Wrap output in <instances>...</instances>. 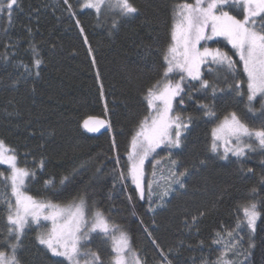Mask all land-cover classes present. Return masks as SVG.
Here are the masks:
<instances>
[{
    "label": "trees",
    "instance_id": "16d2710c",
    "mask_svg": "<svg viewBox=\"0 0 264 264\" xmlns=\"http://www.w3.org/2000/svg\"><path fill=\"white\" fill-rule=\"evenodd\" d=\"M87 1L68 0L69 9L64 0H18L11 20L0 14V140L13 150L19 165L35 173L26 179L28 194L56 204L83 196L92 211H102L112 225L127 232L146 264H164L165 255L171 264H217L225 246L220 236L228 231L240 241L242 264H264V147L248 138L252 149L241 157L229 152L225 158L221 148L211 150L215 124L233 112L250 127L264 128V101L257 96L249 105L247 74L236 50L223 37L201 41V49H220L234 66L230 70L210 59L201 65L202 79L218 89L215 95L201 89L198 80L183 81L185 91L173 101V115L191 117L190 123L185 120L189 127L179 147L157 148L145 170L154 156L163 155L188 174L184 187L153 210L146 190L145 199H139L128 175L131 142L144 117L153 114L145 99L147 89L164 80L163 56L179 19L174 6L194 0H130L137 12L127 16L105 5L97 13L84 7ZM224 10L242 18L241 4ZM32 46L42 60L39 69L33 66ZM180 75L174 72L169 79L175 83ZM209 109L215 116L206 114ZM88 118L106 123L91 132L84 127ZM40 160L45 161L43 171ZM0 174V250L11 255L7 245L16 240L8 233L9 202L2 195L10 190L4 179L9 169L3 163ZM52 177L55 186L46 188L44 181ZM63 177H68L65 185L59 183ZM249 202L257 203L261 213L254 231L240 211ZM43 231L42 224L26 228L16 252L20 264H69L39 243ZM99 237L94 233L81 248L99 253L110 264L111 239ZM87 259L81 258L80 264Z\"/></svg>",
    "mask_w": 264,
    "mask_h": 264
},
{
    "label": "snow or ice",
    "instance_id": "6c2138e0",
    "mask_svg": "<svg viewBox=\"0 0 264 264\" xmlns=\"http://www.w3.org/2000/svg\"><path fill=\"white\" fill-rule=\"evenodd\" d=\"M18 0H0V14L7 13L11 20L13 7L17 5ZM65 5L71 9L68 0H64ZM206 4V6H204ZM233 4H241L243 11L242 18L230 15L229 12L223 11ZM105 5L109 9L118 8L123 15H132L137 12L136 7L130 0H89L84 7L94 8L97 13L100 12L101 6ZM175 16L179 17V22L174 24L172 31V43L167 48L166 54L163 56L165 69L163 71V82L157 81L152 87L147 89L145 97L148 107L151 111L149 116L144 117L141 121L138 130L132 138L131 147L132 153L129 154V159L132 161L128 175L131 181L138 188L139 199H145V190L147 188L148 199L150 201L152 195V183L148 182L145 185L143 181V166L145 160L156 152L162 144L170 147H179L181 144L182 132L189 127L191 117L182 118L180 115H173L172 104L176 97L181 96L185 89L182 83L185 79L200 81V88L203 90H211L213 95L218 89L211 85L208 80L202 79L200 67L206 62H212L226 66L232 69L234 66L233 60L222 52L220 49H211L203 47L201 50V41H210L214 37H223L236 50L239 60L243 64L244 72L247 74V100L249 105L257 98L261 97L264 101V0H194V3H181L174 6ZM73 16L75 13H71ZM259 21V23H258ZM79 25V21H76ZM260 30L257 31L256 29ZM30 31V30H29ZM83 32V28L80 29ZM210 32V34H208ZM87 37H85V42ZM33 51V66L39 69L42 60L39 57V52L35 46H32ZM89 51L91 48L89 47ZM26 70H27V66ZM179 72L180 80L173 83L169 79V75ZM37 71V75H38ZM98 74V73H97ZM103 86L101 85V88ZM236 92H240L239 84L234 86ZM183 104V98L179 101ZM106 107V105H105ZM208 108V105H203ZM264 108V103H262ZM251 110V109H250ZM210 117L215 116L210 109L206 113ZM264 116V112L261 113ZM187 120L189 123H186ZM98 127H89V122L84 121V127L91 132H98L101 127H104L105 121H98ZM111 126L109 125V128ZM213 142L211 150L216 152L223 142V151L225 158L231 152L237 157L245 155V150H251L250 144H243L242 137H255L261 147H264V128L250 129L245 123L241 122L235 112L212 130ZM232 138H235L237 144L231 145ZM112 145L115 149V138L112 139ZM13 150L8 148L3 140H0V163L7 165L11 175L5 177V181L11 188V195L14 197V207L9 202L7 221L11 225L8 229L10 236H14L16 243L8 244L11 249V255L8 252L0 250V264H20L17 259L16 252L19 247L20 237L24 234L26 227L29 226V221L39 226L42 221L50 222L51 228L40 234L37 239L41 245H44L52 255L65 257L69 264H80L81 258H90L85 261V264H104L99 253L90 251H81L82 243L89 242V233L95 232L98 235L103 234L112 239V251L114 253L110 264H128L126 253H131L133 264H146V261L131 249L129 237L123 231L110 223V218L106 217L102 211L92 213L91 207L83 196L79 198L78 203L73 202L68 206H61L56 203L45 200L36 199L31 195H26L22 188L25 185V179L30 175L35 176V173H29L28 170L17 166V157L12 154ZM154 159V157H153ZM116 163L119 162V157L115 158ZM157 163H159L157 161ZM173 166H178L175 160H172ZM38 167L41 171L45 169V161L40 160ZM251 171V169H249ZM188 174V169L184 168L180 172H172L171 175L175 178L174 183L181 188L184 187L183 178ZM2 175V174H0ZM155 176V172L152 173ZM123 177L124 174L121 173ZM68 182V177H63L59 180L61 185ZM46 188L55 186V177L44 181ZM255 192V189H253ZM170 194L169 189H165L161 193L160 198ZM131 201L132 197H128ZM257 203L249 202L246 205H241L244 220L249 228L255 230L256 221L261 213L257 210ZM86 213L92 214L91 221L86 219ZM203 215V213H201ZM196 217H192V222H196ZM238 222L236 228L239 229ZM141 224L143 222L141 221ZM119 232V236L112 235ZM145 232L151 237V232ZM220 235L219 233L217 234ZM228 244L224 246L225 250L218 258L217 264H228V261L223 259L228 255V249L235 247L237 236L232 231L226 233ZM155 245V239H153ZM220 241H217L219 243ZM159 247L158 245H156ZM251 246V245H250ZM171 251V249L169 250ZM161 252L163 250L161 249ZM164 264H171L167 260V256H163Z\"/></svg>",
    "mask_w": 264,
    "mask_h": 264
},
{
    "label": "rangeland",
    "instance_id": "374dc122",
    "mask_svg": "<svg viewBox=\"0 0 264 264\" xmlns=\"http://www.w3.org/2000/svg\"><path fill=\"white\" fill-rule=\"evenodd\" d=\"M87 2H89V0L87 1ZM188 3V2H187ZM194 3V2H193ZM103 6V5H102ZM102 6H101V8H102ZM204 6H206V4L204 5ZM223 11H225L224 9H223ZM231 15V14H230ZM178 22H179V19H178ZM177 22V23H178ZM257 31H259V29L257 28L256 29ZM202 50V49H201ZM172 108H173V105H172ZM154 114V113H153ZM172 114H173V112H172ZM88 122H89V127H93V126H96V127H98L99 125H98V121H101V120H99V119H93V118H88V119H86ZM85 120V121H86ZM223 120H221V121H219L218 123H216L215 125V127L214 128H216L221 122H222ZM242 122V121H241ZM250 129H261V128H258V127H256V128H252V127H250L247 123H245ZM251 139H253V140H256V138L255 137H253V138H251ZM241 142L243 143V144H248V143H250L251 141H249V139L248 138H246V137H242L241 138ZM219 144L221 145L219 148H221L222 150H223V142L222 141H220L219 142ZM237 144V141H236V139L235 138H232V140H231V145H229V146H234V145H236ZM163 145V144H162ZM157 150V149H156ZM13 154V153H12ZM152 155V154H151ZM151 155L148 157V158H150L151 157ZM173 159H171L170 157H168V156H163V155H161V156H154V159L152 158L151 159V161L149 162V167L146 169L147 170V172H146V179H147V183L148 182H151L152 183V195H151V198H150V202H151V205H152V208H153V210L154 209H157V208H160V207H162V206H164V204L167 202V200H168V198L169 197H171L173 194H174V192L176 191V189H178V188H181L178 184H176V183H174L173 181H174V177L171 175V173L172 172H180L181 171V169H179V165H178V163H177V165L178 166H173V164L171 163V161H172ZM148 161V160H147ZM157 161L159 162V163H157ZM145 162H146V160H145ZM0 164H2V163H0ZM5 166H7V165H5ZM17 166L18 167H21V168H24V167H22L21 165H19L18 164V161H17ZM8 167V166H7ZM8 169H9V167H8ZM25 169V168H24ZM145 163H144V166H143V178H144V176H145ZM153 171L155 172V176H153L152 175V173H153ZM11 175V172H10V169H9V176ZM27 179V178H26ZM26 179H25V183H26ZM185 177L183 178V183L185 182ZM147 183H146V185H147ZM10 187V186H9ZM165 189H169V191H170V194L168 195V196H166V197H164L163 199H161L160 198V196H161V193H163V191L165 190ZM22 191L26 194V195H29L28 194V192L26 191V189H25V185H24V187L22 188ZM146 192H147V188H146ZM147 195H148V193H147ZM2 197L4 198V200L6 201V202H10L12 205H13V207L15 206L14 205V197L11 195V188H10V190H4V192H3V195H2ZM79 201V200H78ZM78 201H77V203H78ZM53 203V202H52ZM73 202H71V203H68V204H60V203H57V204H59V205H61V206H68V205H70V204H72ZM95 211H92V213H94ZM86 219L87 220H89V221H91V219H92V214L91 213H86ZM41 224H42V226H43V229H44V233L45 232H47L50 228H51V223L50 222H44V221H42L41 222ZM33 225V223L31 222V221H29V226L28 227H31ZM27 228V227H26ZM120 231H123L124 233H126L127 234V232L126 231H124V230H120ZM25 232H26V229H25ZM95 232H92V233H89V239H90V236L91 235H93ZM96 234V233H95ZM100 236H102V237H99L100 239L101 238H103L105 235H103V234H99ZM112 235H115V236H119V232H115V233H113ZM127 236L129 237V235L127 234ZM97 238H98V236H97ZM104 238H106V237H104ZM220 238L222 239V241H224V245H226V244H228V237L227 236H220ZM111 239V238H110ZM129 241H130V239H129ZM111 242H112V239H111ZM240 241H238L237 243H236V245H235V247H230L229 249H228V255L226 256V257H223V259H225V260H227L228 261V264H242L243 263V258H244V252H242L241 251V248L239 249V243ZM83 244V243H82ZM82 246V245H81ZM130 247H131V249L136 253V251L134 250V248L132 247V245L130 244ZM239 249V250H238ZM224 250H225V248H224ZM223 250V251H224ZM81 251H83L82 250V248H81ZM137 254V253H136ZM126 258H127V260H128V264H133V261H132V256H131V253H126Z\"/></svg>",
    "mask_w": 264,
    "mask_h": 264
}]
</instances>
